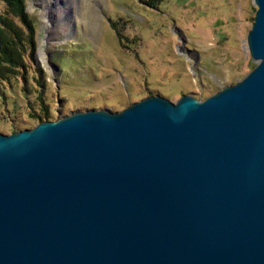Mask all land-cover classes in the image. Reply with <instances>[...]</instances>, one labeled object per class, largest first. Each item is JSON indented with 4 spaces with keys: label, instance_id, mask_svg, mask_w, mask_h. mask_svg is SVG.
Instances as JSON below:
<instances>
[{
    "label": "water",
    "instance_id": "water-1",
    "mask_svg": "<svg viewBox=\"0 0 264 264\" xmlns=\"http://www.w3.org/2000/svg\"><path fill=\"white\" fill-rule=\"evenodd\" d=\"M255 66L0 133V264H264V0Z\"/></svg>",
    "mask_w": 264,
    "mask_h": 264
},
{
    "label": "rangeland",
    "instance_id": "rangeland-1",
    "mask_svg": "<svg viewBox=\"0 0 264 264\" xmlns=\"http://www.w3.org/2000/svg\"><path fill=\"white\" fill-rule=\"evenodd\" d=\"M14 6L0 0V16L21 26ZM256 9L254 0H24L35 49L0 85V133L35 126L42 108L54 120L156 94L202 100L255 66L246 37Z\"/></svg>",
    "mask_w": 264,
    "mask_h": 264
},
{
    "label": "trees",
    "instance_id": "trees-1",
    "mask_svg": "<svg viewBox=\"0 0 264 264\" xmlns=\"http://www.w3.org/2000/svg\"><path fill=\"white\" fill-rule=\"evenodd\" d=\"M13 1L14 12L19 17L21 26L13 22L12 24L6 17L0 16V85L3 81H8L10 77L25 70V57L33 58L35 49L34 27L27 14L24 13V0ZM21 27L26 28L27 34H24ZM42 109V112L37 115L38 120H50L47 109Z\"/></svg>",
    "mask_w": 264,
    "mask_h": 264
},
{
    "label": "bare ground",
    "instance_id": "bare-ground-1",
    "mask_svg": "<svg viewBox=\"0 0 264 264\" xmlns=\"http://www.w3.org/2000/svg\"><path fill=\"white\" fill-rule=\"evenodd\" d=\"M43 15L46 16V18H44L45 22H46V20L48 21V18H47L48 15H47V13L43 12Z\"/></svg>",
    "mask_w": 264,
    "mask_h": 264
}]
</instances>
